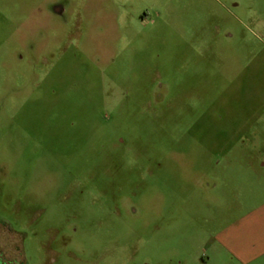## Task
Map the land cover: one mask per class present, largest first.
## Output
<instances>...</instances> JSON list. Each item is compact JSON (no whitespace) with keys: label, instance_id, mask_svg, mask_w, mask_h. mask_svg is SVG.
Here are the masks:
<instances>
[{"label":"rangeland","instance_id":"obj_1","mask_svg":"<svg viewBox=\"0 0 264 264\" xmlns=\"http://www.w3.org/2000/svg\"><path fill=\"white\" fill-rule=\"evenodd\" d=\"M262 201L264 0H0L2 264H228Z\"/></svg>","mask_w":264,"mask_h":264},{"label":"crops","instance_id":"obj_2","mask_svg":"<svg viewBox=\"0 0 264 264\" xmlns=\"http://www.w3.org/2000/svg\"><path fill=\"white\" fill-rule=\"evenodd\" d=\"M209 243L228 264H256L264 259V201L221 226Z\"/></svg>","mask_w":264,"mask_h":264},{"label":"flooded vegetation","instance_id":"obj_3","mask_svg":"<svg viewBox=\"0 0 264 264\" xmlns=\"http://www.w3.org/2000/svg\"><path fill=\"white\" fill-rule=\"evenodd\" d=\"M0 264H2V263L0 262Z\"/></svg>","mask_w":264,"mask_h":264}]
</instances>
